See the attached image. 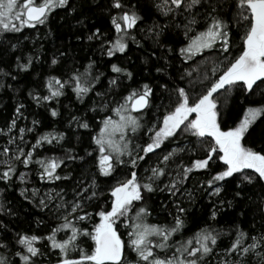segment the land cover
I'll list each match as a JSON object with an SVG mask.
<instances>
[{
  "label": "snow or ice",
  "instance_id": "1",
  "mask_svg": "<svg viewBox=\"0 0 264 264\" xmlns=\"http://www.w3.org/2000/svg\"><path fill=\"white\" fill-rule=\"evenodd\" d=\"M227 6L230 11L235 9L234 18L243 30L240 53L235 57L231 54L233 17L225 13L222 0H159L155 4L157 11L164 17H171L173 20L183 17L181 24L175 25L177 28L183 26V46L176 50L177 58L182 64H187L188 61L196 63V57H206L213 52L222 57L220 63L211 69V76L206 75L203 78L210 80V83L202 91L196 92L192 77L194 72H199V64L196 68L188 65L178 70L171 89L167 84L162 85L169 92V96L175 94L174 106L162 105L165 112L157 116L156 123L144 133L148 140L144 144H133L132 138L145 128L142 123L145 111L157 107L152 99L154 89L144 83L137 88H131L120 100H116L114 96L106 99L111 93H117L124 87L121 76L129 81L133 78L132 72L113 64L111 71L118 75L108 80L105 91H95L100 103H93L89 107V111L97 115L112 113L97 122L98 131L92 137L94 151L98 154L94 158L97 160L94 166L98 175L116 179L115 185L111 186L110 207L100 208L95 213L99 222L89 231L78 225L93 218V213L85 209L88 202L97 197L98 184L95 177H90V183L86 186L82 180H78L76 184L79 187H73L71 199H66L67 193L62 187L59 191L53 189L42 195L38 189H31L30 202L35 201L41 210L48 209L55 202L51 210L54 214H60L58 219L62 223L51 229L46 237L17 233L15 243L21 246L20 250L13 251L8 243L0 242V249L12 252V258L0 254V264H41L40 258L45 255L42 249L49 246L59 250L61 258L57 264H125L126 245L118 231L120 224L130 229L127 233V246L136 253V264H210L208 257L216 255L218 240L223 233L215 228L205 227L186 240H173L186 227L183 214L187 210L175 204L176 215L172 226L148 224L146 220L151 211L146 206V201L147 194L157 191H168L175 196L191 174L210 172L216 161L222 162L223 169L206 182L208 189L212 190L210 195L218 196L223 190L222 182L237 174L241 183L264 182V145L257 148L248 144L251 139L250 130L264 117V107L247 108L239 123L229 127L224 125L215 95L221 90L229 92L237 87L254 94V87L260 88L264 85V0H232ZM111 8L119 10V13L111 19L117 38L109 42L110 46L106 49L108 57L125 53L129 41L138 43L133 30H138L137 26L144 20L136 6L129 7L124 0H112ZM56 9L75 11L70 0H0V37L6 33H19L25 27L43 25ZM198 26L201 30H198ZM168 27L167 24H153L152 33L157 42ZM99 35L97 30L88 39L98 38ZM12 47L15 48L16 45ZM167 51L171 53L174 50L168 47ZM58 63L57 58L51 61L53 66ZM31 65L32 57H29L25 64L18 63L17 68L27 71ZM93 68L94 62H90L83 73L75 69L66 79L50 75L46 80L48 94L36 95L34 99L37 103L59 102V98L66 94L65 90L71 88L76 98L84 103L103 75H94ZM12 78L15 79V76ZM182 83L185 86H181ZM23 107L24 105H19L16 114L26 119L21 111ZM58 115L59 112L53 108L51 116ZM72 119L77 128L90 129L87 120L75 116ZM38 123L39 121L33 120L32 127L19 128L16 135H13L17 130V120L13 118L7 126V132L0 129V134L8 137L9 145L0 149V164L4 165V170L0 171V181L5 184L17 175L22 183L27 181V172L17 173L19 165L25 169L38 165L39 179L50 184L72 179L70 175H61L59 171L66 160L77 159L76 155L71 154V150L64 157L37 156V150L45 145H58L64 141V133L49 132L39 135L35 144L26 141V133L33 132ZM184 135L195 139L162 155L155 166L145 169L150 174L143 179L137 176L136 171H131L130 178L122 180L114 175L118 169L122 170L121 166L130 165L132 169H136L139 161L145 160L149 154L158 155L157 150L163 149L166 142L179 141ZM200 151L203 156L196 155ZM181 153H190L188 164L177 162ZM87 155L91 157L93 153L90 151ZM79 159L84 160V157ZM172 164H175V168H170ZM164 179L168 183H163L161 187ZM201 187L204 185L201 184ZM28 193V188L21 189L20 194L25 199H29ZM5 210L10 212V209H5L0 204V211ZM216 215L213 210L211 219L215 220ZM60 232H70V235L58 240L57 234ZM81 237L90 238L94 247L91 251L79 249V258H70V253L79 248L78 241ZM253 256L256 257V264H264V231L254 236L237 228L235 239L229 241L218 264H251Z\"/></svg>",
  "mask_w": 264,
  "mask_h": 264
},
{
  "label": "trees",
  "instance_id": "2",
  "mask_svg": "<svg viewBox=\"0 0 264 264\" xmlns=\"http://www.w3.org/2000/svg\"><path fill=\"white\" fill-rule=\"evenodd\" d=\"M124 2L129 7L135 5L144 20L137 26L138 30H133L138 43L129 41L128 50L123 54L117 53L113 57H108L106 53L107 47L110 46L109 42L117 38L111 19L119 13V10L111 8L112 0H70L75 11L56 9L45 24L37 25L35 28L25 27L19 33H6L0 37V129L7 132V126L15 118L17 130L12 134L16 135L19 128H30L33 120L39 121L33 132L26 133L25 139L29 144H35L39 135L49 132L64 133L65 140L58 145L54 143L38 149V157H64L69 150H71V154L77 156L75 161L66 160L65 165L59 170L61 175H70L71 180L50 184L39 179L38 165H32L30 169L19 165L17 167L18 174L20 172L28 173L26 182L22 183L18 175L14 176L13 180L7 184L3 181L0 182V204H3L5 209H10V212L0 211V242L8 243L9 248L13 251L20 250L21 247L15 243L17 233L46 237L50 234L51 229L62 223L58 219L60 214H54L51 210L54 208L55 202L44 210L37 207L35 201L30 202L32 199L31 189L33 188L38 189L42 195L53 189L59 191L62 187L67 193L66 199H71L73 187H79L76 184L78 180H82L86 186L90 183V177H95L98 184L97 197L89 201L85 209L93 213V218L91 221L78 225L89 231L92 230L95 223L99 222V217L95 213L100 208L110 207L111 186L115 185L116 179L98 175L97 168L94 166L97 163L94 158L98 154L94 151L95 145L92 143V137L98 131L97 122L103 116L112 113L97 115L90 112L89 107L93 103H100V98L95 95V91H105L108 87V80L118 75L111 71L113 64L132 72L133 78L129 81L121 76L124 87L117 93H111L106 99L114 96L116 100H120L122 96L127 95L131 88H137L144 83L151 85L154 89L152 99L157 107L145 111L142 118L145 128L132 138L133 144H144L148 140V136L144 133L148 127L156 123V117L165 112L163 106H174L175 94L172 93L169 96V92L162 88V85L167 84L171 89L173 81L178 76V70L188 65L196 68L199 64V72H194L192 79L195 81L196 92H200L210 83V80L203 79L204 76H211V69L216 67L222 59L218 53L213 52L206 57H196V63L188 61L187 64H182L181 60L177 58L176 50L183 46V26L177 28L175 25L181 24L183 17H176L173 20L171 17L162 16L155 7L159 0H124ZM231 2L232 0H222V3L225 4V13H229L233 17L231 20L233 36L231 54L235 57L240 53L243 30L237 25L234 18L235 9L230 11L227 6ZM153 24L169 25L164 34L159 37L158 42L152 33ZM97 30L100 33L99 37L89 40L88 37ZM198 30H201L199 26ZM12 45H16V47L13 48ZM168 47L174 51L169 53ZM29 57H32V65L27 71L17 68L18 63L25 64ZM53 58L59 60L57 65L51 64ZM90 62H94L93 74L102 73L103 75L94 92L85 98L84 103L76 98V94L71 88L65 90L66 94L59 98V102L37 103L34 99L36 95L48 94L46 80L50 75L66 79L67 75L75 69H79L83 73ZM224 66L226 65H221V67ZM4 73H10V75H4ZM13 76L15 79L12 78ZM181 86L185 85L182 83ZM215 95L224 125L229 127L239 123L247 108L264 107V85H261L260 88L254 87V94L237 87L229 92L221 90ZM21 104L24 105L21 111L26 119L18 117L16 114V108ZM53 108L59 112L56 117L51 116ZM74 116L87 120L90 129L77 128L72 119ZM261 121H264V117H261L250 130L249 146L258 148L264 145V123ZM194 139L184 135L179 138V141L166 142L163 149L157 150L158 155L149 154L145 160L139 161L136 169H132L130 165L121 166L122 170L118 169L114 175L117 179L122 180L130 178L131 171H136L137 176L143 179L150 174L145 172V169L155 166L162 155L188 144L190 140ZM5 146H9L8 137L0 134V149ZM11 147L14 149V146ZM90 151L93 153L91 157L87 155ZM189 155L190 153H181L177 162L188 164ZM196 155L203 156V152H197ZM81 156L84 157V160L79 159ZM170 168H175V164L170 165ZM222 169V162L216 161L215 164H212L210 172L191 174L181 191L175 196L168 191H157L147 194L146 201V206L151 211V215L146 220L148 224L172 226L176 215L175 204H179L187 210L183 214L186 227L182 233L174 236L173 240H186L205 227L215 228L223 233L218 240L216 255L208 257L210 264H218L222 259L224 249L228 246L229 241L235 239L237 228L254 236L264 231V182L241 183L237 178L239 174H237L222 182L223 190L218 196L210 195L212 190L208 189L206 182ZM3 170L4 165L0 164V171ZM163 183H168V180L164 179L161 187ZM201 184L204 187H201ZM22 188L29 189L27 194L29 199H25L20 194ZM238 192L239 195H237ZM38 199L39 197L36 198V200ZM213 210L217 213L215 220L211 219ZM132 215L134 216V213ZM124 219L127 220V218ZM118 231L126 245L125 264H136L138 259L136 253L127 246L129 241L127 233L130 229L120 224ZM67 235H70V232H60L57 234V239L67 238ZM78 245L79 248L70 253V258L78 259L79 249L91 251L94 247L93 242L87 237H81ZM42 251L45 255L40 258L41 264H57L61 258L59 250L51 249L50 246ZM0 254L12 258V252L6 249H0ZM251 264H256L255 256L252 257Z\"/></svg>",
  "mask_w": 264,
  "mask_h": 264
},
{
  "label": "rangeland",
  "instance_id": "3",
  "mask_svg": "<svg viewBox=\"0 0 264 264\" xmlns=\"http://www.w3.org/2000/svg\"><path fill=\"white\" fill-rule=\"evenodd\" d=\"M219 74V73H218Z\"/></svg>",
  "mask_w": 264,
  "mask_h": 264
},
{
  "label": "water",
  "instance_id": "4",
  "mask_svg": "<svg viewBox=\"0 0 264 264\" xmlns=\"http://www.w3.org/2000/svg\"><path fill=\"white\" fill-rule=\"evenodd\" d=\"M1 182V181H0Z\"/></svg>",
  "mask_w": 264,
  "mask_h": 264
}]
</instances>
